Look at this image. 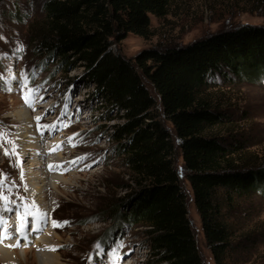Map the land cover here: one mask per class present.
I'll use <instances>...</instances> for the list:
<instances>
[{"label": "trees", "instance_id": "16d2710c", "mask_svg": "<svg viewBox=\"0 0 264 264\" xmlns=\"http://www.w3.org/2000/svg\"><path fill=\"white\" fill-rule=\"evenodd\" d=\"M174 0H43L44 18L30 33L36 50L61 70L84 67L80 79L95 85L111 138L130 172L132 189L103 211L121 226L143 228L154 264H203L190 219L189 195L174 167L171 132L155 117L159 95L163 114L180 148L206 242L216 264L228 261L236 246L226 219L238 198L264 195V161L249 157L247 143L216 132L228 114L204 92L218 84L264 80V23L240 24L193 42L150 47L134 59L112 50L115 38L148 37L151 15L165 16ZM264 7V0H255ZM221 192L223 193H220Z\"/></svg>", "mask_w": 264, "mask_h": 264}, {"label": "rangeland", "instance_id": "374dc122", "mask_svg": "<svg viewBox=\"0 0 264 264\" xmlns=\"http://www.w3.org/2000/svg\"><path fill=\"white\" fill-rule=\"evenodd\" d=\"M254 1L174 0L165 16L151 15V34L148 37L129 33L122 39L115 38L112 50L134 59L144 48L186 45L240 24H262L264 7L257 8ZM42 5L43 0H0V134H4L0 135V176L7 177L4 194L15 202L9 205L13 206V211L7 215L3 211V201H0V215L8 221V231L15 243L19 241L22 245L15 247L19 255L16 264H39L37 253L42 248L58 254L60 264H154L143 228L124 224L112 237L116 218L110 213L100 214L109 203L116 202L133 187L130 172L111 138L113 125L120 120L104 119V110L100 108L102 103L94 95L95 85L80 79L84 74L83 66L66 72L36 50L30 29L42 23ZM21 44L23 52L17 51ZM32 70H35V76L31 74ZM22 72L28 74V87L38 88L33 107H29L23 99L25 89L20 88ZM13 76L16 78L13 79ZM143 80L158 102L153 110L157 115L155 118L172 134L174 167L189 195L190 219L203 264H216L194 203L180 139L172 122L162 112L155 88L144 75ZM215 85L208 88L204 96L224 110L230 120L225 126L215 128L214 132L224 137L236 135L247 143L246 153L250 158L258 156L264 161V80L225 83L218 79ZM22 105L28 109L30 124L39 139L42 153L38 154V158L43 161L40 172L48 179L52 176L67 178L57 180L55 187L46 185L44 198L48 209H39L48 214V222L46 225L41 223L42 230L37 231L35 222L29 216V241L25 242L19 239L16 232L20 223L18 217L23 211V200L37 205V198L32 195L33 191L25 180L24 170L33 166L29 169L34 171L37 163L33 147H27L26 157L20 153L19 132L26 123L17 120L14 113ZM37 117L41 119L37 120ZM71 137L74 139L70 142ZM13 148L18 156L4 154L5 149ZM49 165L53 166V170L49 169ZM220 193L223 192L220 190ZM230 207L232 211H226V219L235 231L233 244L236 251L228 261L230 264H264V195L255 192L238 198ZM53 220L70 223L53 227ZM48 229L52 241H56L54 233L60 239L54 246L63 247L49 251L48 245L37 246L36 241L40 242ZM97 241L105 250L102 257L95 255L94 244ZM121 243L123 247L118 248ZM113 249L120 257L118 262L110 256ZM0 264L9 263L0 261Z\"/></svg>", "mask_w": 264, "mask_h": 264}, {"label": "bare ground", "instance_id": "6f19581e", "mask_svg": "<svg viewBox=\"0 0 264 264\" xmlns=\"http://www.w3.org/2000/svg\"><path fill=\"white\" fill-rule=\"evenodd\" d=\"M14 115L17 117V120H19V121H23L24 120V122L26 123V125L24 127H21V130L19 132V140H18L20 142V143L19 142L18 143H19L20 153H21L22 157L28 156L27 155L28 152H26L28 146L33 147L34 154L36 155L35 156L36 157L35 162L37 163V166H36L37 169L33 168L34 171H32L31 169H29L30 166H28V168L25 167V170H24L25 171V180H27V183H28V186H29L30 190L33 191L32 195L35 198H37L35 201L37 202V205L39 206V208L41 210L47 211L48 204L45 202L46 200L44 198L46 185L55 187L56 184H57L56 182H58L57 180H66L67 178L64 177V176L63 177L62 176L61 177L57 176L56 178H54L52 176L51 179H48L47 176H45V175H43L41 173L42 169L40 170L39 168H41L43 161H41L40 158H38V154L42 153V152H40V146H39V143H38L39 139L36 138V134H35L34 128L30 124L31 115H30L28 109H26V106H23V105L20 107L19 110H17L14 113ZM31 167H33V166H31ZM32 191H31V193H32ZM5 212H6L7 215L11 214L8 211H5ZM54 234H55V237H56V241H52L49 238V229H48L46 234L43 237H41V240L39 239L40 242L36 241L37 242V246H45V245H48L49 247L50 246H54L55 243H58L60 241V239L57 236V234L56 233H54ZM19 239H21V238H19ZM23 240H24L23 242L29 241V237L27 236V239H23ZM15 241H16L15 239H13V241L10 239V240H7V242L3 243L0 246V261H2L4 263H9V264H11V263L12 264H16V263L19 262V255H18L15 247H11V248L7 247V245H9V244H13V245L16 244ZM25 252H26L25 254H27V251H25ZM37 257H38L39 264H60L59 255L58 254H56L55 252L54 253L53 252H47L43 248L37 253Z\"/></svg>", "mask_w": 264, "mask_h": 264}, {"label": "snow or ice", "instance_id": "6c2138e0", "mask_svg": "<svg viewBox=\"0 0 264 264\" xmlns=\"http://www.w3.org/2000/svg\"><path fill=\"white\" fill-rule=\"evenodd\" d=\"M17 51L19 52H23L24 51V47L23 45H19ZM2 58V57H0ZM33 76L36 75L35 70H32L31 73ZM23 79L20 81V88L25 89L24 93H23V99L25 101V103L29 106V107H33L34 106V99L36 96V93L38 91V88L33 87V88H29L28 87V74L26 72H22L20 74ZM16 77L13 76V79H15ZM9 91H11V89H8ZM37 120L41 119L40 117L36 118ZM42 127H52V126H42ZM0 135H4V134H0ZM78 135V134H77ZM74 139V137L69 138L70 142ZM9 143H12L9 141ZM73 146H75V144H73ZM55 150V149H54ZM5 155H16L18 156V153L15 152V149H5L4 152ZM81 159H86V157H82ZM72 163H76V161H72ZM49 169L53 170V166L49 165ZM182 175V173H181ZM7 183V177L6 176H0V201H3V211H8V212H12L13 209L11 207H9L10 204H14L15 202L10 200V198L4 194V188L5 185ZM9 191L11 190L10 188L8 189ZM23 213L21 215H19L18 219L20 221V223L17 226L16 232L19 235V237L21 239H27V232H28V227H27V218L29 216L32 217L33 221L35 222L36 228L35 230L37 231H41V223H43L44 225L47 224L48 222V214L46 212H43L39 209V207L35 204V202H31L29 203H25L23 205ZM70 222L69 221H62V222H58L53 220L52 221V226L53 227H63L65 225H68ZM12 238V233L8 231V221L3 217V215H0V243H3L4 240H10ZM22 245L20 244L19 241H17L16 244H9L7 245V247H21ZM59 247H63V246H50L48 248L49 251H56L58 250ZM118 248L123 247L122 243L117 245ZM94 249H95V255L97 257H102V255L104 254V248L101 246V243L99 241H97L94 244ZM110 256L115 257V259L117 260V262L120 260V257L116 256V251L115 249L112 250V252L110 253ZM91 259V257L89 258Z\"/></svg>", "mask_w": 264, "mask_h": 264}]
</instances>
